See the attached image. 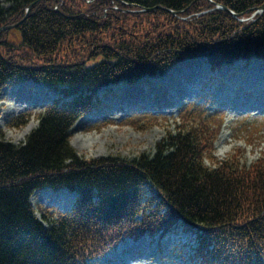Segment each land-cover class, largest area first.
I'll list each match as a JSON object with an SVG mask.
<instances>
[{
  "label": "trees",
  "instance_id": "obj_1",
  "mask_svg": "<svg viewBox=\"0 0 264 264\" xmlns=\"http://www.w3.org/2000/svg\"><path fill=\"white\" fill-rule=\"evenodd\" d=\"M2 2L0 27L34 6L0 32V92L33 81L58 98L23 142L0 129V264H88L124 239L167 234L195 240V264H264V154L249 165L236 150L216 158L219 128L196 123L197 111L153 155L89 160L71 144L73 124L101 106L102 88L198 57L214 67L264 57V12L253 15L264 0ZM156 6L179 15L127 11ZM47 188L76 199L65 212L41 209L44 226L30 199Z\"/></svg>",
  "mask_w": 264,
  "mask_h": 264
},
{
  "label": "rangeland",
  "instance_id": "obj_2",
  "mask_svg": "<svg viewBox=\"0 0 264 264\" xmlns=\"http://www.w3.org/2000/svg\"><path fill=\"white\" fill-rule=\"evenodd\" d=\"M1 1L4 3L5 0ZM32 7L27 12H30ZM156 7L167 12L162 6ZM156 7H152L151 11L156 10ZM227 8L230 10L229 7ZM173 15H179V12L176 11ZM196 60L197 63H202L201 59L194 61ZM189 62L193 65V60L179 63L165 74L145 77L135 85L120 83L113 86L110 91L101 90L99 95L105 101L102 109L100 107L96 112L78 120L71 129V144L78 155H84L89 160L108 157L132 160L142 153L153 155L156 145L165 138L168 130L175 127L179 113L189 104L187 98L192 96V91L195 90L193 88L188 93V88L192 84L183 73V64ZM233 69H236L233 77L227 76L226 72ZM213 72L217 76V78H211L214 80L212 84L215 87L219 85V78L221 79L223 75L222 82L228 79L233 82L227 87L218 86L214 92L210 93L208 90L212 89L207 88L203 97L192 101L193 106L203 107L227 118L222 133L212 139L215 157L224 159L236 150L242 155L243 161L249 165L264 154V111L258 110V105H254L264 97V86L246 90L248 81L245 78L237 79V77L248 73L264 72V60L256 59L247 67L238 65L221 71H211L204 63L203 78ZM198 75L202 77V72L198 71ZM203 78L198 81L197 87ZM235 80L241 81L242 84L235 87ZM183 88H187V91L185 92ZM55 97L53 91L33 82L4 88L0 92V129L14 143L23 142L38 125V114L42 113ZM49 98H51L50 102L43 104V101L47 102ZM177 104V112L171 114L172 106ZM126 107L132 109L126 110ZM116 109H125V115H131V117L135 115L142 120L135 119L137 123L129 121L131 117L122 120L123 116L119 117ZM21 116L29 117L25 125L21 128L10 126ZM153 119H156L157 123L152 122ZM195 122H199L197 116H195ZM28 127H30L29 131H27ZM73 199L74 194L66 190L55 192L43 189L34 194L32 204L35 209L43 206L45 208L59 207L64 210L71 206ZM37 216L44 226H48V222L42 220L38 209ZM138 218L141 216L139 215ZM187 242L186 236L173 234L156 238L155 241L149 237L136 241L127 239L116 248H111L112 250L104 258L93 259L91 264H191L185 259L188 248L184 244Z\"/></svg>",
  "mask_w": 264,
  "mask_h": 264
},
{
  "label": "bare ground",
  "instance_id": "obj_3",
  "mask_svg": "<svg viewBox=\"0 0 264 264\" xmlns=\"http://www.w3.org/2000/svg\"><path fill=\"white\" fill-rule=\"evenodd\" d=\"M183 65H184V72L183 73L186 75V77L189 78V81L192 84L190 89H192V86L193 85L195 86L198 83V81L200 80V77H199L197 72L198 71L203 72V69H202L200 63H197V61H193V65H192V62L191 63H185ZM244 77H246L248 79L247 87L250 89L255 88L260 83H262V84L264 83V72L258 73L256 75H247ZM209 83H210V85H212L211 81H209ZM236 84H240V82L236 81ZM190 89H188V93L191 92V91H189ZM186 91H187V88H185V92ZM50 100H51V98H49L47 102L43 101V104L49 103ZM254 105H258L259 110H264V97L260 101L256 102ZM250 106H251V103H250ZM173 107L174 106H172V108ZM126 109H132V108L126 107ZM115 111H117V114H121L125 110H123V109L117 110L116 109ZM29 130H30V127L27 128V131H29Z\"/></svg>",
  "mask_w": 264,
  "mask_h": 264
},
{
  "label": "water",
  "instance_id": "obj_4",
  "mask_svg": "<svg viewBox=\"0 0 264 264\" xmlns=\"http://www.w3.org/2000/svg\"><path fill=\"white\" fill-rule=\"evenodd\" d=\"M151 9H152V8L146 9V11H147V10H148V11H151ZM225 9L228 10L227 7H225ZM260 10H264V5L261 6V7H259V8H257V9H256V12H258V11H260ZM171 12L176 14V12H174V11H171ZM13 26H15V25L8 26V27L4 26V27L0 28V31L5 30V29H9V28H11V27H13Z\"/></svg>",
  "mask_w": 264,
  "mask_h": 264
}]
</instances>
